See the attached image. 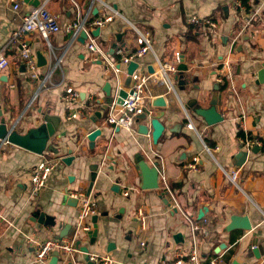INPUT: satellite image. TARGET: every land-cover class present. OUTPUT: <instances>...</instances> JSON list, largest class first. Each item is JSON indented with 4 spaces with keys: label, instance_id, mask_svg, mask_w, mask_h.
I'll list each match as a JSON object with an SVG mask.
<instances>
[{
    "label": "crops",
    "instance_id": "obj_1",
    "mask_svg": "<svg viewBox=\"0 0 264 264\" xmlns=\"http://www.w3.org/2000/svg\"><path fill=\"white\" fill-rule=\"evenodd\" d=\"M100 1L103 4L54 0L49 10L58 17L61 28L77 15L84 18L89 14L86 27L93 35L94 20L110 15L106 6L112 7L120 16L101 28L99 37L94 36L106 57L120 63L117 51L132 54L138 49L137 31L148 33L156 57L149 53L139 59L134 73L151 74V68L157 69V58L178 68L176 54L180 53L188 68L185 91L174 79L177 72L171 74L174 90L161 78L148 84V103L161 96L167 104L152 112L166 128L157 145L153 143L150 118H137L133 132L114 128L107 123L105 87L111 85L112 98L119 97L122 90L129 92L133 85L129 66L121 65L117 79L106 62L91 61L88 39L70 45V36L63 30L48 41L38 33L27 35L37 60L41 54L50 67L51 50L61 58L51 82L33 101L38 83L31 79L19 47L12 46L10 39L21 29L24 15L35 7L23 0H0V53L10 61L0 75V122L4 118L9 127L15 124L16 130L25 134L39 127L46 115L59 121L57 133L49 142L58 150L57 155L40 156L0 141V264H40L35 262L30 240L56 239L68 229L63 238L72 236L80 201L73 207L64 198L67 192L72 198L87 193L89 168L95 164L100 165L99 175L109 174L111 179L103 188L97 182L91 193L98 204V222L93 223L94 216L90 223L92 231H98L102 238L99 246L90 247L91 255L110 256L116 264H175L180 258L189 264L191 228L168 205L173 200L165 190L164 179L179 207L208 231L207 237L198 234L202 264L215 258L221 259L220 264H264V256L258 259L254 254L256 244L264 248V83L260 79L264 71V0ZM17 3L24 8L15 10ZM193 17L198 18L197 23L190 22ZM40 74L45 75L42 69ZM69 88L78 93L74 102L66 98ZM215 96L223 121L210 125L197 110L209 109ZM189 123L194 129L187 127ZM145 125L149 126L147 136L139 132ZM97 130L100 136L90 142L89 136ZM246 138L258 140L261 146L248 153L243 145ZM254 149L258 151L253 153ZM138 154L150 166H160V189H141V171L135 162ZM69 156L75 157L70 166L62 161ZM43 159L60 163L34 198L32 176ZM194 160H198L196 170L189 168ZM234 173L238 174L236 184L229 177ZM118 181L120 192L116 194L111 186ZM203 208L208 213L199 220ZM139 210L145 215L146 230L134 223ZM41 213L54 217L56 227L33 222V216ZM233 216H247L252 230L226 232ZM178 234L182 238L177 241ZM91 238L82 234L78 240L82 246H89ZM221 246L226 249L217 254ZM72 260L84 264L81 253ZM58 264L72 261L61 256Z\"/></svg>",
    "mask_w": 264,
    "mask_h": 264
},
{
    "label": "built area",
    "instance_id": "obj_2",
    "mask_svg": "<svg viewBox=\"0 0 264 264\" xmlns=\"http://www.w3.org/2000/svg\"><path fill=\"white\" fill-rule=\"evenodd\" d=\"M54 0H43L41 5L37 8H30L28 13L23 17V24L21 29L13 32L10 43L12 46H17L20 49V56L24 61V65L27 70L30 72L31 79L38 83L37 92L33 98V101L36 100L40 92L51 82L54 72L58 67L61 66V58L58 59L54 56V52L51 50V64L49 70L44 76L40 74V68L38 67V61L36 56L33 53L31 46L27 41V35L31 33H38L45 40H49V37L53 34H57L61 31H65L66 34L70 36L69 44L72 45L76 42L82 32H85L88 37V49L92 54L91 61H104L106 62L109 70L114 74V76L119 79L121 65L129 66L131 63H136L139 59L146 56L149 53H154L151 38L148 33L138 32V49H136L132 54H126L123 49L117 51V56H120L121 61L117 63L116 61L109 60L103 48L98 44L97 39L92 35V30L86 27V23L89 18L87 14L84 18L81 15H77L76 20L71 24L67 25L64 28H61L59 25L58 17L55 16L50 10L49 7ZM98 2L103 4L100 0H94V3ZM240 5V4H239ZM111 14L102 18L94 20L92 23V28H103L107 24L113 21L114 17H119L120 14L110 6H106ZM21 3H17L14 6L15 10L23 9ZM191 23H197L198 18L193 17L190 20ZM212 27H216V24L209 22ZM155 55V53H154ZM156 57V55H155ZM177 63H181L182 56L180 53L176 54ZM10 66L9 59L2 53H0V75L6 71ZM228 65H224L223 70L221 71V77L219 81H222V76L226 74V69ZM177 68L172 65L162 64L157 58V69L153 74H139L134 73L132 75L133 85L128 93L127 97L123 99L122 103H118V96L112 99V102L108 105V116L107 123L114 128L123 129L128 132H133L135 130V122L137 118L143 115L148 110V101L149 97L147 96L148 84L155 80L156 78H161L165 84L169 86L171 90H174L173 81L171 79V74L176 73ZM67 100L74 102L78 98V93L75 92L72 88L67 90ZM81 115V113H80ZM77 118L78 116H74ZM189 129H194L193 124L189 123L187 125ZM243 145L248 148L247 151L250 153L251 148L261 146V142L256 139L246 138L243 140ZM209 151V149H207ZM60 160H48L43 159L35 167L33 176H32V190L31 195L35 198L38 197L43 189L46 187L47 182L51 174L57 169ZM198 165V160H194L190 164L189 168L196 170ZM230 177V180L236 184L238 179V174L234 173ZM165 190L169 193V196L172 198V208L176 212H179L189 223L193 245L190 253L187 255L189 264H202L201 253L199 249V240L198 234L201 232L204 236H208V231L203 229L198 224L193 222V220L188 216L175 202L174 196L168 189V185L165 180ZM162 181V182H163ZM126 196L129 193H125ZM75 198L80 201V213L78 216L75 234L67 238H56L48 239L44 242H36L30 240L29 243L32 244L35 250V262L40 264H49L54 257V253L58 252L60 257H65L66 259H71L72 264H77L75 260H72L73 256L77 253H81L77 247L78 237L89 235L92 232L91 220L98 213V204L92 199L91 196L87 194L76 195ZM137 226L142 230H146V218L142 210H139L136 216ZM144 245V244H143ZM180 257H182L180 255ZM90 261L94 264H116V262L110 258V256H95L90 255ZM70 260H64V263H68ZM221 259L215 258L210 261L209 264H220ZM175 264H184L183 260L180 258Z\"/></svg>",
    "mask_w": 264,
    "mask_h": 264
},
{
    "label": "water",
    "instance_id": "obj_3",
    "mask_svg": "<svg viewBox=\"0 0 264 264\" xmlns=\"http://www.w3.org/2000/svg\"><path fill=\"white\" fill-rule=\"evenodd\" d=\"M23 2L27 5H30V6L35 7V8H37L41 5V0H23ZM96 12H98V10H96ZM100 34H101L100 28H97L93 32V36H95V37H99ZM87 39H88L87 34L85 32H82L80 35L79 41L82 43H85ZM37 61H38V67L40 69H42V72H44L46 74L47 71L49 70L48 60H46V58H43L41 56V54H39ZM138 67H139L138 63H135V62L131 63L128 67L129 76H132L134 74V72L138 69ZM187 71H188L187 66L184 64V61L181 60V63L177 68V74L174 76V79H175V81L179 82V86L181 87L180 89L182 91H185V86L187 84V80L185 79V73ZM154 72H155L154 68H151L150 73L153 74ZM262 76L264 77V71H261V73H260L261 82L264 83L263 82L264 78H262ZM111 91H112L111 85L107 84L105 87V92L107 94L109 104L112 102V99H113L111 97ZM127 95H128L127 91L122 90L119 93L118 103H122L123 99H125L127 97ZM217 105H218V96H215L213 98V100L211 101L210 108L207 110L200 108L197 110V114L199 116L204 117L206 119L207 123L210 125L221 122V121H223V117L219 114L218 109H217V107H218ZM166 107H167V104H166L165 98H163L161 96L157 97L155 99H152V101L148 104V110L143 115H141L139 117L141 120H147V118L151 119L150 120V127L153 130L152 139H153V143L155 145H157L159 143V141L162 138L166 128H165L164 124L160 121V117L158 115L155 117H152V112L155 108H166ZM57 122H59V121L52 118L51 116L46 115L43 117V123L39 127L32 128L25 134H20L16 130L17 125L12 124L9 127L7 124V121L4 118H2L1 122H0V141L8 142L12 145H15V146L20 147L22 149H25L27 151L33 152V153L40 155V156L44 155L45 153H54L57 155L58 150H56L53 146H49V142H50L51 138L54 137L55 134L57 133V129H58ZM139 129H140L139 132L141 135L147 136L149 134V126H147V125L140 126ZM100 134H101V132L99 130L93 132L89 136V141L94 142L95 139L98 136H100ZM257 151H258L257 149L256 150L254 149L253 153H256ZM247 155H248L247 152L243 153L244 157H247ZM62 161L65 165L70 166L72 164V162L75 161V157L69 156L67 158H64ZM135 162H136V164H138V167L141 171V177H142L141 189H143V190H158V189H160V175H161L160 166L158 164L155 167L150 166L145 161L142 154H138L135 157ZM99 169H100V165H98V164L91 165L89 168L90 176L88 177L89 187H88L87 193H86L87 196H91L93 188L97 182L100 183V186L103 188V186H105L107 184V182L111 179L109 174L99 175ZM111 191H113L116 194H119V192H120L119 181L115 182V184H112ZM64 200H65V202L68 203V205L73 206V207H76L79 203V199L72 198V196L70 197L68 192L66 193ZM168 205L171 208L172 204L168 202ZM207 213H208L207 208L201 209L199 212V220H203L206 217ZM32 220H33V222L37 223L41 227L42 226H45V227L51 226L53 228V227H56V225H57L55 218L49 217L45 213L35 214L33 216ZM117 221L118 222L122 221L120 216L117 217ZM97 222H98V217L95 216L93 218V223L96 224ZM134 223L137 225L136 219H134ZM69 230L70 229H68V231L66 233H62L59 238L66 237ZM235 230H244L247 232L251 231L252 225H251L249 218L247 216H244V217L233 216L231 218V223L226 228V232H232ZM71 234L72 235L75 234V231L72 232ZM89 235L92 236L91 243L89 246H82L81 240L77 241V247L83 256L82 261L84 262V264H94L93 262L90 261V255H91L90 247L99 246L101 244V239H102L99 236L98 231H92L91 233H89ZM181 238H182L181 234H178L175 236V239L177 241ZM256 243H257V241H256ZM225 249H226V246H221L218 249L217 254L220 251H223ZM108 252H110V248L108 249ZM254 254H255L256 258L260 259L262 256H264V248L263 247L260 248L256 244L254 246ZM59 259H60V254L58 252H55L54 257L52 258L50 264H58Z\"/></svg>",
    "mask_w": 264,
    "mask_h": 264
},
{
    "label": "rangeland",
    "instance_id": "obj_4",
    "mask_svg": "<svg viewBox=\"0 0 264 264\" xmlns=\"http://www.w3.org/2000/svg\"><path fill=\"white\" fill-rule=\"evenodd\" d=\"M37 102V101H36Z\"/></svg>",
    "mask_w": 264,
    "mask_h": 264
}]
</instances>
